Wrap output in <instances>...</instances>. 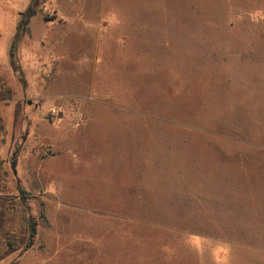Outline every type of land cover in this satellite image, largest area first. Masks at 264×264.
Masks as SVG:
<instances>
[{
    "label": "rangeland",
    "instance_id": "obj_1",
    "mask_svg": "<svg viewBox=\"0 0 264 264\" xmlns=\"http://www.w3.org/2000/svg\"><path fill=\"white\" fill-rule=\"evenodd\" d=\"M76 3L0 80V264H264V0Z\"/></svg>",
    "mask_w": 264,
    "mask_h": 264
},
{
    "label": "crops",
    "instance_id": "obj_2",
    "mask_svg": "<svg viewBox=\"0 0 264 264\" xmlns=\"http://www.w3.org/2000/svg\"><path fill=\"white\" fill-rule=\"evenodd\" d=\"M0 1H4V3L8 6L13 4L12 0H0ZM14 2H18L17 7L15 8V10H11L9 11V14H11V16L14 17L13 19V26L10 29L9 32L0 29V45H2V43L7 42L6 43V57H1L0 56V80L5 83L8 82V87L11 90H14V92H20L19 88L16 85V82L14 83L13 80H15L14 77V64H15V60H14V53L12 52V49L15 48V41L18 40L17 37L19 36L20 32L24 33L25 31L28 32V35H26V39H23V43H22V39L20 40V42H18V51H19V55L20 53L22 54V57L24 58L25 61V68H23V73L24 74H31L32 73V67L35 64L40 63L38 60H35L37 58V55H35L34 51H31V48L26 49L27 47H21L22 45H25L24 43L26 42L27 45H38L39 47L43 46L44 44H47V41L49 43H52L53 41L57 42V44H61L60 42V37H53L52 32L54 30L55 27V22L54 21H47L45 20L40 14H37L35 11H30V12H26L27 9H29L32 0H13ZM57 1V0H56ZM77 3L75 5H73L74 7L72 8V15L73 17L78 21V23L81 22V28H77L76 29V36L72 33V35H74L73 40L76 41L77 43H79V39L80 37H82V39L84 38V34H85V27L84 25V18L87 15L86 10H88L87 12H89V14L91 13V11H93L92 15H96V13L103 15L104 13H102V11L100 12L99 9H94L91 8V6H85L84 7V0H75ZM9 2V3H8ZM21 2V3H19ZM9 8H4V10H7ZM27 14L26 19L21 22L20 18ZM86 14V15H85ZM97 14V15H98ZM37 24V26L39 27V31L43 33V36L40 37V39H36L34 33L32 32V22L33 21ZM56 29H59L58 27ZM8 37V40H5ZM107 44V42H105ZM33 49V48H32ZM69 50L70 48H68V58H69ZM79 55V52H77V56ZM69 60V59H68ZM28 66V68L26 67ZM11 84V85H10ZM3 87L4 84H2ZM8 89V90H9ZM1 116V115H0Z\"/></svg>",
    "mask_w": 264,
    "mask_h": 264
},
{
    "label": "trees",
    "instance_id": "obj_3",
    "mask_svg": "<svg viewBox=\"0 0 264 264\" xmlns=\"http://www.w3.org/2000/svg\"><path fill=\"white\" fill-rule=\"evenodd\" d=\"M2 129V127H1V124H0V130Z\"/></svg>",
    "mask_w": 264,
    "mask_h": 264
}]
</instances>
